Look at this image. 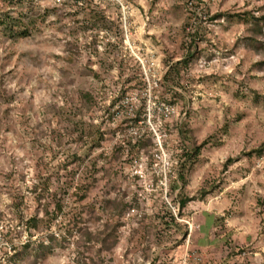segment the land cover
I'll return each mask as SVG.
<instances>
[{
    "label": "rangeland",
    "instance_id": "obj_1",
    "mask_svg": "<svg viewBox=\"0 0 264 264\" xmlns=\"http://www.w3.org/2000/svg\"><path fill=\"white\" fill-rule=\"evenodd\" d=\"M238 13L264 0H0L30 29L0 27V264H264V66Z\"/></svg>",
    "mask_w": 264,
    "mask_h": 264
},
{
    "label": "trees",
    "instance_id": "obj_2",
    "mask_svg": "<svg viewBox=\"0 0 264 264\" xmlns=\"http://www.w3.org/2000/svg\"><path fill=\"white\" fill-rule=\"evenodd\" d=\"M233 17L246 21V22H252L253 25L249 28V36L246 37V41L248 42L249 47L252 50L256 51L257 54L262 55L261 65L264 66V42H262V38H264V28L260 25L261 22H264V18L256 19L252 13H238V14L233 15ZM5 18L6 19L0 18V27L4 30L5 33L11 34V38L16 37V34H17L15 31L16 26L22 27L21 32L24 36L30 35V29L28 25H26L22 21L21 18L17 19L16 21H13L11 25L9 23L11 21L10 16L6 15ZM192 58H193V54L189 53V56H187L184 61L177 63L170 70H174V71L176 70L178 73H180L181 69L188 68L189 63ZM169 72L166 74V78L169 76ZM80 98H81L82 104L86 106H89V104H91V101L93 100V96L89 92H81ZM102 139H103L102 135H100L99 137H96L95 145L99 146ZM209 144H210L209 139L204 141L201 145H197L196 143H194V149L189 154L188 161L191 162V164H193L194 161L198 158V156H200L202 150L205 147H207ZM258 153L262 154L263 149L259 150ZM202 194L205 195L206 192L202 191ZM191 200L192 199L183 198L181 202V206L185 207L188 204V202H190ZM57 211L58 213L62 212V206L60 204L57 205ZM38 222H39L38 218L35 217V218H32L28 224L34 228H38ZM115 232H116L115 229L110 230V232L108 233L104 231L99 234H92V233L87 232L85 233V237H86V240H88L87 242H91L92 240H94L96 244H101L105 248H110L109 242H110V239L113 237V235H115ZM26 248H29V246H27ZM12 264H16V263H12ZM79 264H89V262L86 260L85 261L82 260L79 262ZM91 264H98V263L92 259Z\"/></svg>",
    "mask_w": 264,
    "mask_h": 264
},
{
    "label": "built area",
    "instance_id": "obj_3",
    "mask_svg": "<svg viewBox=\"0 0 264 264\" xmlns=\"http://www.w3.org/2000/svg\"><path fill=\"white\" fill-rule=\"evenodd\" d=\"M162 147H163V145H162V143L159 141V142H158V148H159V150H161Z\"/></svg>",
    "mask_w": 264,
    "mask_h": 264
}]
</instances>
